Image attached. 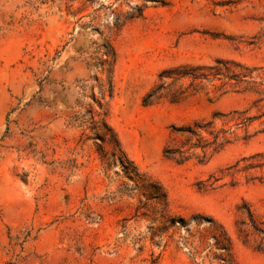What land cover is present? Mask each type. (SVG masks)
<instances>
[{
    "label": "rangeland",
    "instance_id": "rangeland-1",
    "mask_svg": "<svg viewBox=\"0 0 264 264\" xmlns=\"http://www.w3.org/2000/svg\"><path fill=\"white\" fill-rule=\"evenodd\" d=\"M157 1L117 29L143 2L0 0V264H223L215 232L234 264H264L263 238L239 234L248 209L264 227V0ZM217 60L242 67L245 91L211 78L144 105L162 71ZM104 121L187 225L160 232L138 211L94 140ZM195 122L230 143L204 164L166 158L173 128Z\"/></svg>",
    "mask_w": 264,
    "mask_h": 264
},
{
    "label": "trees",
    "instance_id": "trees-1",
    "mask_svg": "<svg viewBox=\"0 0 264 264\" xmlns=\"http://www.w3.org/2000/svg\"><path fill=\"white\" fill-rule=\"evenodd\" d=\"M142 3L137 7V10L127 14L122 18L116 19V28L119 29L124 23L143 16L148 4H159L157 0H139ZM242 68L240 65L226 60H217L214 66H191L180 65L168 68L159 75V84L147 94L144 99L145 106H151L162 99H169L172 103H178L186 97L189 88H193L194 92L198 89H203L204 83L209 82L211 78H218V80L226 79L223 82L221 89L233 88L237 91H245L243 88L248 84L246 78L248 75L237 73L235 68ZM190 81L189 87L185 88V82ZM201 87V88H200ZM228 91L226 90L225 93ZM94 127L93 129H97ZM175 144H169L166 147L164 155L166 158L184 164L189 160L196 158L200 164L206 163L210 157L221 151L226 145L230 143V139L226 137V133H219L213 130V122H195L180 128H173ZM204 134L213 137V141H209ZM96 142L100 141V151L102 152V161H106L108 168L112 165H120L126 178L133 181L136 190L141 192L145 202L141 201L142 206L139 210H153L159 215L162 226L159 228L160 232H169L176 227L181 228L187 225V221L181 217L171 215L168 205V197L164 188L155 180H152L146 175L139 173L137 168L127 159L118 136L114 130L104 121L103 128H99L94 139ZM180 143L178 145L177 143ZM104 145L111 148L108 153L104 150ZM200 150V152H198ZM212 151L209 154V151ZM143 215H146L145 213ZM211 226H215L212 219H208ZM239 234L245 243H248L251 236L256 235L264 240V227L258 223L253 213L248 209L244 219L239 223ZM213 238L217 248L223 252V264H234L230 258V250L232 246L231 239L226 233H214ZM185 245V244H184Z\"/></svg>",
    "mask_w": 264,
    "mask_h": 264
}]
</instances>
